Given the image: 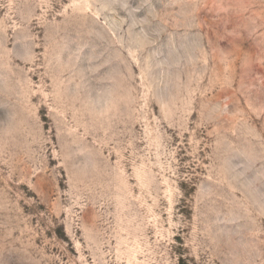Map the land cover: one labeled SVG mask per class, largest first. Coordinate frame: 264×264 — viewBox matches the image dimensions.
Instances as JSON below:
<instances>
[{
  "label": "rangeland",
  "instance_id": "1",
  "mask_svg": "<svg viewBox=\"0 0 264 264\" xmlns=\"http://www.w3.org/2000/svg\"><path fill=\"white\" fill-rule=\"evenodd\" d=\"M0 264H264V0H0Z\"/></svg>",
  "mask_w": 264,
  "mask_h": 264
}]
</instances>
